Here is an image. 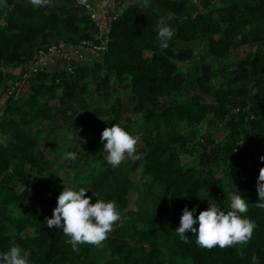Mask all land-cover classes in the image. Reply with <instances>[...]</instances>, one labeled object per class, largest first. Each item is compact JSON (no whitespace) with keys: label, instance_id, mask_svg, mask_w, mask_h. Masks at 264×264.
<instances>
[{"label":"trees","instance_id":"16d2710c","mask_svg":"<svg viewBox=\"0 0 264 264\" xmlns=\"http://www.w3.org/2000/svg\"><path fill=\"white\" fill-rule=\"evenodd\" d=\"M92 16L78 0H0V85L22 80L39 50L95 41ZM160 19L174 29L166 48L156 39ZM261 43L264 0H137L111 19L96 60L33 74L27 93L14 90L0 108V252L18 244L30 264H253V254L264 264V209L255 206L264 49L235 55ZM112 124L141 137L140 159L107 164L100 134ZM202 124L216 136H199ZM59 139L68 184L87 189L92 203L114 200L121 213L103 248L73 251L62 229L45 223L63 189L43 148ZM232 182L256 225L250 242L207 250L188 232L184 243L174 233L182 210L198 215L207 196L227 210Z\"/></svg>","mask_w":264,"mask_h":264},{"label":"clouds","instance_id":"9594fccd","mask_svg":"<svg viewBox=\"0 0 264 264\" xmlns=\"http://www.w3.org/2000/svg\"><path fill=\"white\" fill-rule=\"evenodd\" d=\"M30 2L35 7L50 5V0H30ZM156 32L159 47L166 48L168 40L174 35V29L164 19H160L156 23ZM100 141L106 154L104 160L113 168L118 167L125 159L136 161L141 158L136 151L141 137L132 135L119 124L105 127L100 134ZM65 157L75 160L76 154L67 152ZM260 160L264 162V156L260 157ZM86 191L87 189L83 187L64 185L56 198V206L51 218H45L48 228L62 229L73 251H79V246L84 244L103 248L109 233L122 219L114 200L97 198L92 203V197L87 196ZM224 191L227 192L229 201L227 210L209 196H207V209L200 211L198 215H194L195 207L192 210L187 207L182 210L179 226L174 233L184 243H189L186 234L188 232L195 236L198 247L207 250L215 247L225 249L245 246L250 242L256 225L244 215L248 211V200L239 194L233 182ZM256 192L258 201L255 206L264 209V167L259 169ZM240 254L243 255L242 252ZM252 261L253 264H257L255 254L252 255ZM0 264H30V262L22 253L20 245L13 244L7 252H0Z\"/></svg>","mask_w":264,"mask_h":264},{"label":"rangeland","instance_id":"374dc122","mask_svg":"<svg viewBox=\"0 0 264 264\" xmlns=\"http://www.w3.org/2000/svg\"><path fill=\"white\" fill-rule=\"evenodd\" d=\"M111 1L108 2V6H110ZM107 7V6H106ZM122 8H124V6H122ZM121 8L118 6L116 8V12H120ZM113 14V13H112ZM111 20L106 21V23L110 22ZM104 28L106 29V26L104 25ZM189 47H197V48H205V44L204 43H198V42H191L189 45ZM254 49H264V43L261 44H257L255 46H245L242 47L240 49H238L235 53V55H237V57L239 58H243L245 56L248 55L249 52L253 51ZM85 51V50H84ZM91 55H94L92 52H90ZM84 55V54H83ZM96 56V55H95ZM95 59V58H93ZM93 59L87 57L86 55H84V58L81 61H76V64H85V63H89L92 62ZM66 66L65 63H63L61 60H59V58H52L50 60L49 63V68H54L56 66ZM30 68V65L28 67V69ZM13 73H15L16 75H19V68L13 69L11 70ZM32 76V75H31ZM28 72L26 74V76L20 80V81H14V82H7L5 84L0 85V108L5 100V98L7 97V95H10L13 93L14 90H16L17 95L21 96L24 95L25 93H27L28 91V81L31 77ZM218 131H215L214 128H210L207 125H200L198 127V133L199 136L201 137H206L207 135H212V137L216 136V133ZM63 139H59L57 141V144L55 146L51 145V146H47L45 148H43V152L45 155L46 160H48L51 164L52 170L55 172L56 177L58 182L60 183L61 188H64V185L66 186H70L68 184V179H69V171L64 167L65 165V159H64V152L66 149V145ZM181 160L183 163H186L190 160V158L188 156L182 155L181 156ZM140 178V182L144 183L147 181L146 177L141 176V173L138 172V176H135V179H139ZM86 195L89 196V193L86 191ZM136 198V194L131 193L129 195V199H128V205L130 208H134V201ZM120 222V221H119ZM110 234V233H109ZM26 255V253H23Z\"/></svg>","mask_w":264,"mask_h":264},{"label":"built area","instance_id":"2783aa9c","mask_svg":"<svg viewBox=\"0 0 264 264\" xmlns=\"http://www.w3.org/2000/svg\"><path fill=\"white\" fill-rule=\"evenodd\" d=\"M188 1L192 2L193 4H197L199 2V0ZM113 18L114 16L112 17V19ZM100 32V36L97 37L95 41H84L79 47H71L70 50H63L61 46H51L47 49L39 50L36 53V56L32 64L30 65V68L28 69V74L31 76L38 71L48 69L50 60L52 58H59V60L65 63L66 66L70 67L72 64H76V61H81L84 58V50H89L95 54L103 52L106 45L107 28L104 30L100 28Z\"/></svg>","mask_w":264,"mask_h":264},{"label":"crops","instance_id":"0c3cea01","mask_svg":"<svg viewBox=\"0 0 264 264\" xmlns=\"http://www.w3.org/2000/svg\"><path fill=\"white\" fill-rule=\"evenodd\" d=\"M79 2H81L83 5H86L87 7L90 8L91 13L93 14V19L97 22V24L99 25L100 28H102V30H104V25L108 26L109 22L106 23V21L111 20V14L113 13V16H116V8L119 6L121 8V10H123L122 6H124V8L130 4H136L137 0H130V1H126V0H78ZM111 1L110 6H108V2ZM107 6V7H106ZM63 50H70L71 47L73 46H61ZM91 51L89 50H85L83 51L84 55H86L87 57L96 60L98 58L97 54L91 55L90 53Z\"/></svg>","mask_w":264,"mask_h":264},{"label":"water","instance_id":"95a60500","mask_svg":"<svg viewBox=\"0 0 264 264\" xmlns=\"http://www.w3.org/2000/svg\"><path fill=\"white\" fill-rule=\"evenodd\" d=\"M91 12V11H90ZM114 14H111V18L113 17Z\"/></svg>","mask_w":264,"mask_h":264}]
</instances>
